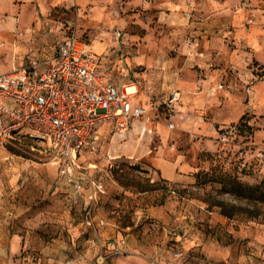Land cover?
I'll use <instances>...</instances> for the list:
<instances>
[{"label":"rangeland","instance_id":"374dc122","mask_svg":"<svg viewBox=\"0 0 264 264\" xmlns=\"http://www.w3.org/2000/svg\"><path fill=\"white\" fill-rule=\"evenodd\" d=\"M158 1L65 0V7L34 12L33 19L26 8L16 30L0 28V74L25 65L30 55L49 58L54 42L74 31L100 55L108 77L121 87L136 85L140 102L149 108V124L159 117L176 123L178 107L168 110L164 101L176 75L194 68L187 63L188 47L195 42L194 24L219 16L213 25L223 29L228 21L253 27L264 53V0H178L180 5L166 8L162 17ZM0 6L3 20L12 11L9 4ZM226 10L237 15L231 19ZM243 62L252 80L230 68L207 91L218 105L236 92L247 105L246 125L238 120L218 125L216 149L197 155L199 168L192 183L168 182L154 177L141 162L111 158L110 130L100 133L94 149L79 155L84 171L104 184L98 203L106 217L119 226H134L139 233L163 236L159 244L180 264H264V207L227 191L231 178L251 186L264 180V59L245 56ZM219 83L223 88L213 91ZM184 142L179 140L178 149L195 158L194 149L184 148ZM60 183L57 165L48 155L0 144V264H65L69 192ZM151 207L163 208L158 228L137 221ZM6 211L13 215L5 219ZM14 233L23 236L15 254L9 251Z\"/></svg>","mask_w":264,"mask_h":264},{"label":"crops","instance_id":"0c3cea01","mask_svg":"<svg viewBox=\"0 0 264 264\" xmlns=\"http://www.w3.org/2000/svg\"><path fill=\"white\" fill-rule=\"evenodd\" d=\"M158 2V8H160L158 13L161 17L166 16V8L180 5L178 0H159ZM1 4H9L12 13H6L7 18L0 20V28L12 33L11 31L16 30L21 23L24 9L32 10L31 19H33L36 17L35 13L39 15L48 13L58 6L65 7V0H0ZM216 13L218 12L211 14L217 15ZM225 13L231 19L237 15L228 10ZM218 17L213 16L210 21L194 24L192 29L195 44L192 43L188 47L187 55V63L190 62L194 68L186 74L179 73L173 83L167 86L171 89L170 93L174 89L180 91L178 112L173 116L178 117L179 120L176 123L171 122L172 128L168 127L169 121L166 122L162 117L153 119L151 124H149V117L134 120L127 133L121 135L113 133L109 145L111 157L124 156L131 161L141 162L154 177L168 182L192 183L194 181V173L199 168L197 155L203 151L216 149L215 136L219 130L218 125L237 121L247 107L236 92L227 94L222 99V104L218 105L216 98L207 91L208 87L220 80L225 71L230 68L237 69L236 73L241 76L246 75L247 79L252 80L250 73L245 70L243 58L249 56L252 59H264L260 40L254 37L255 28L237 27L229 24L231 22L228 21L226 22L228 26L223 29L219 25H213ZM101 62L100 58L99 71L112 80L101 69ZM196 65L203 70L200 71ZM112 81L123 91H127L128 86L135 85L121 87L118 82ZM257 93L258 88L255 85L254 100ZM130 99L133 105L147 107L145 103L140 102L137 92H130ZM106 130H110L107 124L98 128L99 140L100 133ZM179 140L186 142H184V148L191 146L194 149L195 158H187L183 150L178 149ZM62 184L60 183V186H65V191L69 192L66 194L65 203V264H180L177 258L159 244L163 236L155 233L146 234L145 231L139 233L133 228L134 226L130 225H116L109 217H106L103 207L100 202L98 203L99 198L94 204L92 216L94 228L91 227L84 218V204L89 191L84 190L79 203L71 205L68 198L74 196V191L69 184L65 183L64 186ZM11 215L13 213L6 211L4 218H10ZM162 216L163 208L151 207L139 214L137 221L141 220L158 228L159 219ZM100 221H103L104 225H99ZM22 238L23 236L19 233H14L10 237L9 251L11 253L15 254L20 250ZM117 245L121 247L120 254L113 253ZM1 251L2 249L0 253Z\"/></svg>","mask_w":264,"mask_h":264},{"label":"built area","instance_id":"2783aa9c","mask_svg":"<svg viewBox=\"0 0 264 264\" xmlns=\"http://www.w3.org/2000/svg\"><path fill=\"white\" fill-rule=\"evenodd\" d=\"M99 64V55L71 31L54 42L49 58L32 55L25 65L0 74V144L52 158L59 180L74 191L68 198L71 205H77L88 190L84 218L93 228L94 204L104 184L84 171L79 155L96 147L100 126L107 124L112 133L125 134L134 120L147 118L149 112L145 106L133 105L130 93L105 77ZM222 88L219 83L213 91ZM180 99V91L174 89L164 102L174 110ZM121 252L119 245L113 249L115 254Z\"/></svg>","mask_w":264,"mask_h":264},{"label":"trees","instance_id":"16d2710c","mask_svg":"<svg viewBox=\"0 0 264 264\" xmlns=\"http://www.w3.org/2000/svg\"><path fill=\"white\" fill-rule=\"evenodd\" d=\"M245 115L246 113H243L238 119L239 125H242V122L246 125ZM227 184L229 185L227 191L234 194L236 197L244 198L248 202H253L255 206L258 205V208L264 207V180L257 185L251 186L231 178L228 180ZM222 212L225 215H232V212L227 210H222Z\"/></svg>","mask_w":264,"mask_h":264},{"label":"bare ground","instance_id":"6f19581e","mask_svg":"<svg viewBox=\"0 0 264 264\" xmlns=\"http://www.w3.org/2000/svg\"><path fill=\"white\" fill-rule=\"evenodd\" d=\"M127 91L130 92H137V87L135 85H130L127 87ZM114 158V157H111Z\"/></svg>","mask_w":264,"mask_h":264}]
</instances>
